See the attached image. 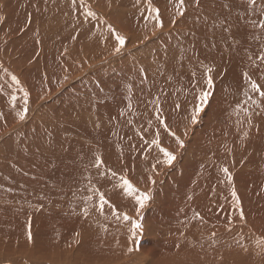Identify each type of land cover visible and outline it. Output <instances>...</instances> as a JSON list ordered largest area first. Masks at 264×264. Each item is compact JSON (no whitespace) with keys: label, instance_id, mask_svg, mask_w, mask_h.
<instances>
[{"label":"bare ground","instance_id":"1","mask_svg":"<svg viewBox=\"0 0 264 264\" xmlns=\"http://www.w3.org/2000/svg\"><path fill=\"white\" fill-rule=\"evenodd\" d=\"M86 3L98 19L85 21L71 0H0V264H264L257 254L264 246V115L249 124L236 109L245 99L243 72L264 84L248 60L261 48L260 30L250 26L259 13L240 0H231V11L223 7L229 0H204L173 25L170 0H152L164 22L154 29L140 14L144 0ZM213 23L234 25L232 35L219 27L211 35ZM109 25L126 37L120 55ZM193 27L200 36L196 56ZM206 43L217 47L209 51ZM196 57L215 66V91L199 123L190 125L191 73H202ZM12 74L30 93L24 122L16 116L22 93ZM14 92L16 110L9 102ZM157 97L169 128L184 141L181 148L159 128L162 146L176 155L171 166L157 163L162 154L147 143L159 124L151 103ZM97 154L105 169L151 193L142 210L110 173L97 174ZM224 166L246 216L245 223L233 217L231 230ZM93 186L121 214L140 219L135 239L130 223L115 219L108 206L100 215L89 205L83 217ZM29 219L35 244L27 242ZM241 235L248 253L235 243Z\"/></svg>","mask_w":264,"mask_h":264},{"label":"snow or ice","instance_id":"2","mask_svg":"<svg viewBox=\"0 0 264 264\" xmlns=\"http://www.w3.org/2000/svg\"><path fill=\"white\" fill-rule=\"evenodd\" d=\"M170 2L173 4L174 7V15L171 19V23L173 25L176 24L177 18L184 17L186 11H188L189 8L193 9H200L203 7L204 0H189V2L186 4V0H170ZM214 2V0H212ZM241 3H246L247 6H250V9L253 13H259L260 19L258 20H251L250 26L253 29H259L261 33V48L258 55L253 57V55L249 54L248 60L251 68H254L259 71V80H264V0H240ZM136 3L139 5L141 3V0H136ZM231 0H229L228 4L223 5V7L228 8L229 11H231ZM71 6L73 8H80L83 9V18L85 21H88L89 19H98L97 13L92 10L91 6L86 3V0H79V3H77V0H71ZM144 6L146 8V12H141V16L145 17L147 20H151L153 22V28H160L162 29L164 27V22L161 19L160 10L157 7H154L152 0H144ZM246 21L248 18H245ZM0 20H3V17H0ZM228 20V17L225 16V21ZM107 23V22H105ZM205 24H207V21H205ZM203 27V26H202ZM219 27L223 29V33H227L228 36L232 35V28L233 26L226 27L224 23H213L210 28L209 32L211 35H215V29ZM108 31L113 34L117 45L113 49L114 54L120 55L122 53V50L124 49L126 45V37L121 35L118 31L115 30L111 25L108 26ZM221 33V35H223ZM190 35L193 37V40L190 41V44L192 46L193 50V56H196V47L200 42V36L197 34V30L195 27H193L190 30ZM205 39H209L208 36L204 37ZM227 39V37H225ZM240 41L235 40L234 44L239 45ZM205 48L209 49V51L212 48L217 47L215 43H206L204 45ZM231 47V45H230ZM207 57H205L206 59ZM192 57H189V60H191ZM196 62L198 66L202 69V73L198 75V73L194 70L191 73V87L192 91L189 93V95L192 97L191 100V108H190V114H189V124L190 125H196L199 123V119L203 113H205L206 108L209 106L211 98L214 95L215 91V80L213 73L215 72V66L212 64H205L203 61L199 60L198 57H196ZM143 71V70H140ZM243 81L247 85L246 90L244 91V97L242 103L237 104L236 109L238 111H243L245 113V116L247 117L248 123L251 124L252 118L257 114L260 113L261 115H264V84L258 82V79L253 78V75L250 74L249 71H245L242 74ZM147 78L146 76L144 77ZM11 81L16 86V90L19 93H22V97H19V99H22V109L16 111V116L19 119V121L24 122L27 118V114L29 112V98L30 93L29 91L24 88L21 84V81L18 79V77L14 74L11 75ZM259 97V99L255 97ZM17 100L18 96L15 94H11L10 97V105L13 108V110H16L17 108ZM154 105V111L156 113V120L159 121V124L157 126V131L154 134V138L150 141H147V143H150L153 145L156 149L159 150V152L162 154L163 159L158 160L157 163H161L166 166H171L173 162L176 160V155L169 151L166 147H163L161 144V135L159 128L162 127L163 130L168 133L170 136L175 137V140L177 144L183 148L184 147V141L180 139L179 136H176L175 132L171 131L169 128V125L163 115L162 108L160 106V99L157 97L154 101H152ZM130 106V105H129ZM180 104H176V108H180ZM0 118H3V114L0 113ZM99 126V125H97ZM253 127H256L253 125ZM34 135L37 134V130H33ZM185 135H187V132H185ZM244 137L247 138L249 133L245 132ZM143 139V137H141ZM92 166H94L98 170V175L103 176L106 173H110L111 178L115 180L116 185L123 191V194L127 197H131L135 200V203L139 206V209L142 210L146 204L152 199L151 193L140 191L138 188H136L133 183L125 176V175H119L117 172L111 170V169H105L104 162L102 158L97 154L95 156V159L92 161ZM153 170L155 171L156 165L154 164ZM221 171L224 174V177L226 179V182L230 185L231 193H230V199H231V208H232V216L229 217L227 220L228 229L231 230V227L234 223L233 217H238V220L241 223L246 222V216L245 211L243 209L242 201L240 196L238 195V192L236 190L235 184H234V178L233 174L230 172L229 168L224 166L221 168ZM90 179V178H89ZM151 179V178H150ZM153 184L155 181H152ZM92 195L87 197L86 205L82 209V215L83 217L87 218L90 213V207H95L100 215H104L105 206H108L112 213L114 214L115 219L120 220L122 219L124 222L130 223V232L131 236L135 239L142 231H143V224L141 223L140 219L137 220H131V218L126 214H121L114 205H111L109 200L106 199L104 193L97 189L96 187H91ZM94 198H96V203L92 204ZM42 199V198H41ZM140 213L137 212V216L139 217ZM196 219L203 222V217L200 216L199 213L195 214ZM107 231V229H104ZM77 237L80 236V233H76ZM26 236H27V242L29 244H35V236L32 231V221L31 219L27 222V230H26ZM216 233L212 232L210 239L212 240V243H215L216 240ZM235 243L239 245L240 249L244 253H248L249 251V245L245 243L243 236L241 235L240 238H235ZM258 243L259 238H257ZM128 253L131 254L135 251L134 248H128ZM257 254L260 256H264V246L259 247Z\"/></svg>","mask_w":264,"mask_h":264},{"label":"rangeland","instance_id":"3","mask_svg":"<svg viewBox=\"0 0 264 264\" xmlns=\"http://www.w3.org/2000/svg\"><path fill=\"white\" fill-rule=\"evenodd\" d=\"M48 264H55V263H53V262L50 261V263H48Z\"/></svg>","mask_w":264,"mask_h":264}]
</instances>
